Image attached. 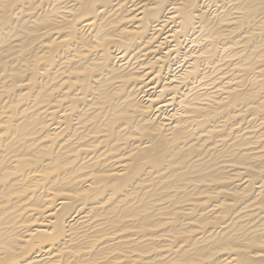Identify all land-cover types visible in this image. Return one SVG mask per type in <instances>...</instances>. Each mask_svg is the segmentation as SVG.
Masks as SVG:
<instances>
[{"label": "bare ground", "instance_id": "obj_1", "mask_svg": "<svg viewBox=\"0 0 264 264\" xmlns=\"http://www.w3.org/2000/svg\"><path fill=\"white\" fill-rule=\"evenodd\" d=\"M0 264H264V0H0Z\"/></svg>", "mask_w": 264, "mask_h": 264}]
</instances>
